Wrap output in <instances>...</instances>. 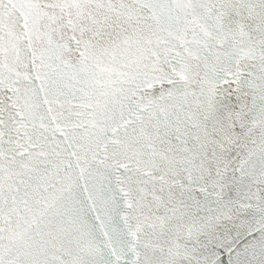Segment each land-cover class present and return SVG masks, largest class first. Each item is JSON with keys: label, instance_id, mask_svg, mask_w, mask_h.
<instances>
[{"label": "snow or ice", "instance_id": "6c2138e0", "mask_svg": "<svg viewBox=\"0 0 264 264\" xmlns=\"http://www.w3.org/2000/svg\"><path fill=\"white\" fill-rule=\"evenodd\" d=\"M0 264H264V0H0Z\"/></svg>", "mask_w": 264, "mask_h": 264}]
</instances>
